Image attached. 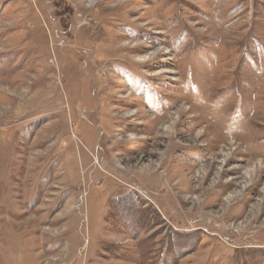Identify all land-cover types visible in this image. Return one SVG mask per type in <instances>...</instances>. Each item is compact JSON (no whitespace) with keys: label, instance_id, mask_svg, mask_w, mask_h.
Instances as JSON below:
<instances>
[{"label":"rangeland","instance_id":"obj_1","mask_svg":"<svg viewBox=\"0 0 264 264\" xmlns=\"http://www.w3.org/2000/svg\"><path fill=\"white\" fill-rule=\"evenodd\" d=\"M0 264H264V0H0Z\"/></svg>","mask_w":264,"mask_h":264}]
</instances>
